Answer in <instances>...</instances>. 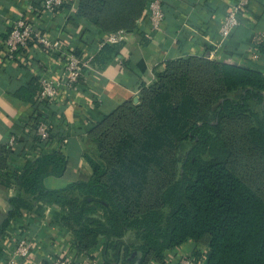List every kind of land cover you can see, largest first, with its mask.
<instances>
[{
    "label": "trees",
    "instance_id": "16d2710c",
    "mask_svg": "<svg viewBox=\"0 0 264 264\" xmlns=\"http://www.w3.org/2000/svg\"><path fill=\"white\" fill-rule=\"evenodd\" d=\"M150 1L80 0L79 15L106 34L133 32L148 17ZM122 44L105 45L95 64ZM258 49L264 51V41ZM40 89L33 77L14 97L38 109ZM40 120L33 117L29 132L23 126L14 146L0 144V186L6 177L17 190L0 218V239L25 212L45 204L61 209L58 223L72 232L79 252L105 240L102 264H163L187 244L195 245V264H264L260 69L198 56L168 61L153 85L142 86L138 103L123 104L92 129L94 148L85 155L92 174L61 189L46 184L68 173L61 148L8 171L35 147Z\"/></svg>",
    "mask_w": 264,
    "mask_h": 264
},
{
    "label": "crops",
    "instance_id": "0c3cea01",
    "mask_svg": "<svg viewBox=\"0 0 264 264\" xmlns=\"http://www.w3.org/2000/svg\"><path fill=\"white\" fill-rule=\"evenodd\" d=\"M80 0H66L57 14L35 16L32 8L42 0H0V144L13 136L19 141L23 126L29 122L32 108L14 97L18 87L27 85L33 77L50 71L54 77L63 74L64 66L45 53L34 52L19 55L17 61L8 59L5 35L13 23L26 16L33 24L52 37L61 40L82 53L84 57L96 55L104 32L79 15ZM236 0H164L167 15L160 31L150 33L147 19H142L135 31L127 36L122 46L111 55H104L94 74L93 83L84 85L76 94L63 90L60 102L63 106L61 126L67 142L60 138L51 140L47 151L65 150L68 173L63 178L49 177L46 184L51 189H61L76 180L81 174L91 175L92 168L85 155L94 148L89 134L118 107L135 102L143 85L156 82V71L168 61L198 56L236 66L260 69L264 73V51L258 47L260 33H264V0H252L250 14L226 40L220 35V25L227 8ZM257 48L259 57L253 56ZM44 63V68L39 66ZM27 156L15 159L8 171L23 169ZM0 186V218L8 211V198L16 194L14 182L3 177ZM61 209L58 206L39 204L33 211L25 212L13 222L12 228L0 239V264H4L6 253L12 245L16 230H22L38 241L30 261L18 260L15 264H47L57 255H68L78 262L97 261L103 263L105 240L90 253L79 252L71 231L58 223ZM195 245L187 244L168 253L163 264H173L169 259L176 255L190 254ZM47 258V260H46ZM160 264V263H151Z\"/></svg>",
    "mask_w": 264,
    "mask_h": 264
},
{
    "label": "built area",
    "instance_id": "2783aa9c",
    "mask_svg": "<svg viewBox=\"0 0 264 264\" xmlns=\"http://www.w3.org/2000/svg\"><path fill=\"white\" fill-rule=\"evenodd\" d=\"M66 0H42L41 5L33 7L32 11L35 16L43 14H57ZM252 0H236L231 4L222 19L220 25V35L223 39H228L234 31L242 24L251 11ZM148 17L146 18L149 24L148 32L150 33L160 31L166 19V11L164 0H151L148 4ZM124 30L104 34L101 42L98 44L97 54L89 57L78 55L77 50L70 46H66L61 40L52 37L45 33L40 28L36 27L32 21L26 16H21L17 19L10 31L6 34L5 44L7 46L8 59L17 61L19 55H28L32 59L33 53H45L47 56L55 58L58 62H62L64 66L63 74L59 77H54L50 71H44L40 78L41 89L37 96V101L42 106L38 109L32 108V114L29 122L24 126L28 127L33 123V117L41 116V120L37 127V142L35 147L28 151L27 158L37 157L40 154L47 152V146L51 142V136L60 138L62 143L67 142L66 133L61 126L63 106L60 102L61 93L63 90H68L74 94L80 91L81 87L93 83L94 74L99 70L98 65L94 60L102 51L105 45H117L123 43L129 34ZM261 40H264V33H260ZM255 59L259 57L257 48L253 51ZM39 66L44 68V63L39 61ZM47 104L52 105L51 109L47 108ZM30 128H26L29 132ZM19 135L18 137H21ZM23 137V136H22ZM21 137V138H22ZM52 139V140H53ZM18 141L16 136L9 139L10 146H14ZM12 245L6 253L4 264H15L18 260L30 261L32 251L38 241L37 237L33 238L29 234L16 230L11 238ZM189 254L176 255L169 259L173 264H195L193 258ZM47 260V258H46ZM43 264V263H42ZM47 264H98L97 261L78 262L71 259L68 255H57L48 259Z\"/></svg>",
    "mask_w": 264,
    "mask_h": 264
},
{
    "label": "water",
    "instance_id": "95a60500",
    "mask_svg": "<svg viewBox=\"0 0 264 264\" xmlns=\"http://www.w3.org/2000/svg\"><path fill=\"white\" fill-rule=\"evenodd\" d=\"M139 102V98H137L136 100H135V103H138Z\"/></svg>",
    "mask_w": 264,
    "mask_h": 264
},
{
    "label": "rangeland",
    "instance_id": "374dc122",
    "mask_svg": "<svg viewBox=\"0 0 264 264\" xmlns=\"http://www.w3.org/2000/svg\"><path fill=\"white\" fill-rule=\"evenodd\" d=\"M130 237H131V238H133V236H132V235H131Z\"/></svg>",
    "mask_w": 264,
    "mask_h": 264
}]
</instances>
